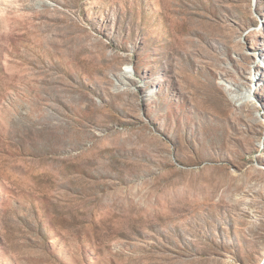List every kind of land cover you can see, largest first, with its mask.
I'll list each match as a JSON object with an SVG mask.
<instances>
[{
  "label": "rangeland",
  "instance_id": "rangeland-1",
  "mask_svg": "<svg viewBox=\"0 0 264 264\" xmlns=\"http://www.w3.org/2000/svg\"><path fill=\"white\" fill-rule=\"evenodd\" d=\"M0 264H264V0H0Z\"/></svg>",
  "mask_w": 264,
  "mask_h": 264
},
{
  "label": "bare ground",
  "instance_id": "bare-ground-1",
  "mask_svg": "<svg viewBox=\"0 0 264 264\" xmlns=\"http://www.w3.org/2000/svg\"><path fill=\"white\" fill-rule=\"evenodd\" d=\"M247 93H243L242 96H244V98H247L248 96L246 95Z\"/></svg>",
  "mask_w": 264,
  "mask_h": 264
}]
</instances>
